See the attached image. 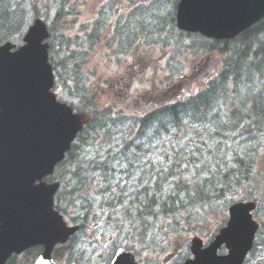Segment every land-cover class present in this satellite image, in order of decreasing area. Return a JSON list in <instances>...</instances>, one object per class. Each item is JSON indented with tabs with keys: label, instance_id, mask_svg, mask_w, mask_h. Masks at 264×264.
Returning a JSON list of instances; mask_svg holds the SVG:
<instances>
[{
	"label": "water",
	"instance_id": "water-1",
	"mask_svg": "<svg viewBox=\"0 0 264 264\" xmlns=\"http://www.w3.org/2000/svg\"><path fill=\"white\" fill-rule=\"evenodd\" d=\"M263 16L264 0H181L179 5L181 28L218 38H232ZM29 42L16 55L0 50V264L11 253L39 244L46 246L48 258L54 245L71 235L50 218L54 190L32 187L35 178L42 180L64 158L73 125L49 94L47 48L32 37ZM248 212L234 211L232 220L240 224L221 237L233 249L229 257L216 256V243L192 264H240L252 236Z\"/></svg>",
	"mask_w": 264,
	"mask_h": 264
},
{
	"label": "trees",
	"instance_id": "trees-1",
	"mask_svg": "<svg viewBox=\"0 0 264 264\" xmlns=\"http://www.w3.org/2000/svg\"><path fill=\"white\" fill-rule=\"evenodd\" d=\"M18 1L19 0H0V43L16 32L22 31L24 28L27 7L23 0H20L21 5ZM154 3L156 7L149 6L148 8L146 3L140 4L129 14V21L121 25V29L118 30L122 42L124 41V44L130 43L134 37H137L140 31L141 33L147 32L153 35H163L168 32L167 29L170 28L171 31L168 38L174 39L177 47L179 44L180 47H183L186 43L188 34L183 32L180 33L178 30H175L174 0H154ZM169 3H171L170 11L165 8ZM144 9H148V11H144ZM162 14H166V16H162ZM158 15L161 16L158 17ZM54 21L55 17L52 23H54ZM148 21L152 22L149 23ZM154 21H156V23ZM54 30L57 31L58 28L55 26ZM60 39V41L64 40L63 38ZM50 42L53 46L55 38H51ZM205 42L208 49H218L226 53L228 57L223 68V73L218 79V83L214 82L206 93L200 96L198 95L196 98L193 97V99H188V97H185V99L174 104L150 110L143 116L139 115L128 119V116H123L119 113V118L114 119L117 121L116 124L112 123L113 120H111L110 113L105 117L97 113L94 114V123L88 125V127L90 126L89 131L79 136V140L74 144L68 160L70 161L72 157L75 158V155L82 156L83 153L79 154L77 152L78 147L84 144H89L92 147L90 140L95 139L99 140L100 144L103 145L101 149L109 155L111 151H106V149H109V144L107 143L108 138L115 135L118 136L121 141L127 135L137 130L139 142H146L148 134L153 135V142L157 144L156 150L161 154L162 148L166 151V147H170L172 143L177 142L183 134L187 133V136L195 139L197 144L200 143L199 145L202 151L205 149V146L201 143L200 137L202 136L204 138V136H207L206 138L209 144H213V139H209L210 137L222 141L224 145H233L234 148H236L238 142L248 149L246 155L244 153L241 154L253 160L256 146L258 145L261 147L264 143V139L261 140V133L264 132V21L233 41L217 43L205 40ZM51 56L53 65L56 67L57 63L54 54ZM80 90L78 86L77 97L78 95L79 97L77 100L83 103V100H86V98ZM194 110L197 114H205L206 117L218 116L219 119L224 122L223 126L217 129L207 118L203 120H194L192 116L189 115V113H192ZM124 119L126 121H124ZM185 121H187V123H185ZM249 122H252V127L246 125ZM244 126L245 128L243 129ZM116 129H119V131H116ZM157 131L158 135H155L154 133ZM85 138L87 140H85ZM185 143H187V139H185ZM126 145H131L130 151H137L140 153V158L144 157L147 153L133 141ZM123 146L124 145H121L120 148H123ZM188 146L195 147L196 145L188 144ZM172 151L173 150L167 151L168 156ZM75 152L77 153L75 154ZM173 157L176 158L175 156ZM124 163L125 166H127V162L125 161ZM166 164H169L168 160ZM73 166L74 163L71 168ZM141 166L144 170V179H149L150 177L153 186L160 182L162 174L151 172L148 164L143 160L142 162L140 159L134 161L133 168L130 169V171L135 172L137 175H141L139 171ZM242 170L244 171L243 167H238L232 171L236 174L237 178H241L245 175L242 173ZM147 174H149V176ZM81 175H83V172H81ZM120 175L121 173H118L117 178H119ZM128 179L129 177L124 175V180ZM169 179H171V177H169ZM231 179L232 177H226L225 183ZM114 182L115 181H113V183ZM133 184L136 187H140L135 181H133ZM233 184L234 182L232 185ZM216 191L219 193L222 189L218 187ZM133 195H136V193H133ZM208 196L217 199L216 195L212 192H208L207 198ZM69 199L72 200V197H69ZM140 199L143 200V188H140ZM208 202V199H198L189 207H204ZM187 209L188 208L174 205L173 211H166V214L182 217ZM145 215L147 216V220L151 221V216L147 215V213H145ZM161 215H163V213Z\"/></svg>",
	"mask_w": 264,
	"mask_h": 264
},
{
	"label": "snow or ice",
	"instance_id": "snow-or-ice-1",
	"mask_svg": "<svg viewBox=\"0 0 264 264\" xmlns=\"http://www.w3.org/2000/svg\"><path fill=\"white\" fill-rule=\"evenodd\" d=\"M149 6L156 7V4L153 0H149ZM144 11H148V9H144ZM30 36L33 40L38 41L41 48L43 38L40 35V29L38 27L34 28ZM29 47L30 43L28 41L27 46L16 54ZM52 97L60 114L73 125L69 138L70 143L80 130V117L78 114L73 115L71 110L62 108L55 97ZM79 111L78 108L77 113ZM189 115L194 120L207 118L217 129H220L224 123L218 116L206 117L203 113L197 114L195 110ZM112 123L116 124L117 121L113 120ZM116 131H119V129H116ZM154 134L158 135V131ZM185 139H187V143H185ZM209 139H213V144H209L208 140H205L202 136L200 137L201 143L205 146L202 151L195 139L188 137L187 133L183 134L177 140V143L171 146L173 151L167 158L169 166L156 169V172L162 174V179L154 186L150 177L144 179L142 166L139 169L141 175L130 171L133 168V162L139 160L141 154L137 151H130L131 145H124L123 148L117 147L121 143L118 136L113 135L107 141L109 149H106V151H111L110 156H105L100 151L103 145L99 141L96 142L99 145L97 148L88 147L83 150L82 156L75 155L74 166L71 169L72 176L79 183L95 180L97 185L103 189V192L107 193V196H104L102 200L106 208L101 207L93 216L96 221L93 227L97 232L95 240L99 242L98 244L93 243L94 251L99 248V251L96 252V264H100L101 261H104V264H128L126 254L118 253L116 249L130 241L133 236L137 238L139 244L137 255L140 251H144L147 255L148 250L154 251L156 247L160 246L159 234L150 230L153 227V222L147 220L145 213L156 218L165 211L172 212L174 205L188 208L198 199H207L208 192L215 194L217 199L220 196H224L225 199L231 198L227 193L232 192V183H239L236 174L232 170L237 169V165L244 166V159L240 154L244 153L246 155L248 149L237 142L236 148L226 145L228 150H223L220 147L222 141L215 140L212 137ZM134 143H139V141H134ZM149 143H151L150 140ZM188 144L196 146L189 147ZM173 156L176 158L173 159ZM125 161L127 166H125ZM69 163H73V161H69ZM81 172H83V175H81ZM117 173H121L119 178H117ZM225 174H227V177H232L227 183H225ZM124 175H127L129 179L124 180ZM40 180L41 176L33 180V189L39 190L43 186L38 184ZM113 181H115V186ZM133 181L140 187H136ZM68 182L71 183L72 180ZM218 187L222 189L219 193L216 191ZM140 188H143V200L140 199ZM133 193H136V195H133ZM96 202H101V194L99 193L96 196ZM56 207L59 208V205ZM75 211L74 207L73 213ZM49 215L56 227L64 231L66 228L65 221L57 210H54L52 202ZM68 215L71 217V214ZM100 217H106V219L101 220ZM169 224H171V221H169ZM239 224V219H233L228 225V231H233ZM112 256H117L116 262L112 261ZM89 259H92V257L89 256Z\"/></svg>",
	"mask_w": 264,
	"mask_h": 264
},
{
	"label": "rangeland",
	"instance_id": "rangeland-1",
	"mask_svg": "<svg viewBox=\"0 0 264 264\" xmlns=\"http://www.w3.org/2000/svg\"><path fill=\"white\" fill-rule=\"evenodd\" d=\"M83 1V8L87 9V12L82 9V13L80 15L77 16V20L76 22H69V23H65V27H66V34H73L75 32H77V27L79 26L80 22H87L89 21L92 13H89L90 7L89 4L91 3V1L93 0H82ZM105 0H95V4L96 7H99L103 4ZM171 2V1H170ZM101 3V4H100ZM157 4L159 5V3L157 2ZM29 7V5H28ZM159 7V6H158ZM166 10L170 11L171 10V3H169V5L167 7H165ZM56 10H52L51 11V15L52 17H55L56 15ZM51 15L49 16V18H51ZM161 15H158V17ZM162 16H166V14H162ZM157 20V19H156ZM29 21V19H28ZM60 23L58 25H62L64 22V18L63 19H59ZM149 23H151L152 21H148ZM156 23V21H154ZM107 32H105L103 34V36L105 37L108 36V34H106ZM105 53H109V49L107 48L106 45V38L101 39V42L98 44V46L95 48V51L93 52L92 55H90L88 57V62L86 64L85 67L87 70H90L92 68H96V70L102 75L103 78L107 77V74H110V70L105 66L104 63H102L103 61H105V59L103 57H100L99 55L105 54ZM208 56H206L205 58H198V64L196 66V69H207V68H211V69H220L221 65L223 64L222 60H223V55L221 54H216L215 55H209L206 54ZM188 57H191V55H189ZM188 62V59H187ZM209 70L207 69L206 72H208ZM152 77V76H150ZM153 78V77H152ZM180 89V85L178 83H173L170 86V89L168 90V93L170 95L173 94L174 91L179 90ZM137 92H134V94H130V98L128 100V106L130 107L133 103V98L137 97L138 95H136ZM110 98V97H109ZM108 99H105L104 101H107ZM141 149L144 150V147L142 144H138ZM257 162V159H256ZM245 171V170H244ZM243 173V170H242ZM118 174V173H117ZM116 174V175H117ZM149 176V174H147ZM264 179V161L259 163L253 173L251 174V179L257 180V179ZM244 190V189H242ZM105 196H107V193L105 194ZM224 220V217L222 216V213L220 210L215 211L214 213L209 215V218L207 219L206 222H204L203 226L200 227L204 230V235L205 236H209L212 234V232H217V230L223 226L224 223H222ZM162 226H168L166 230H163V232L161 233L159 237H163V240H159V244L162 248L168 247L169 245H172V248L169 252H166L163 254V258L167 257L169 255L170 252H176V257H184V254L187 252V241L188 239H190L193 235L195 231H198L199 229L197 228L196 225L190 226L188 227L187 225H185V230L183 232H177L175 230H173L174 226H172V224H169L168 221H162ZM171 232V237L168 236V234ZM175 246V247H173ZM143 258H149V259H153V255L145 254V252H142Z\"/></svg>",
	"mask_w": 264,
	"mask_h": 264
},
{
	"label": "bare ground",
	"instance_id": "bare-ground-1",
	"mask_svg": "<svg viewBox=\"0 0 264 264\" xmlns=\"http://www.w3.org/2000/svg\"><path fill=\"white\" fill-rule=\"evenodd\" d=\"M23 1L26 3V7H27V9H28V3H27V1H26V0H23ZM18 15H20V14H18ZM50 15H51V14H50ZM53 18H54V17H52V15H51V18H49L51 22L53 21ZM19 20H20V19H19ZM232 41H233V40H232ZM199 144H200V143H199ZM142 160L148 164V154H147V153H146V155H145L144 157H141V158H140V161H141V162H142Z\"/></svg>",
	"mask_w": 264,
	"mask_h": 264
}]
</instances>
